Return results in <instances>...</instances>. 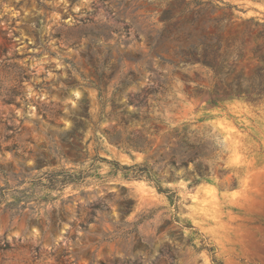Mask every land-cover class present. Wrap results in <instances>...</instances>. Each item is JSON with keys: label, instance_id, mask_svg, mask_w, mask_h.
I'll return each mask as SVG.
<instances>
[{"label": "rangeland", "instance_id": "1", "mask_svg": "<svg viewBox=\"0 0 264 264\" xmlns=\"http://www.w3.org/2000/svg\"><path fill=\"white\" fill-rule=\"evenodd\" d=\"M0 264H264V0H0Z\"/></svg>", "mask_w": 264, "mask_h": 264}]
</instances>
